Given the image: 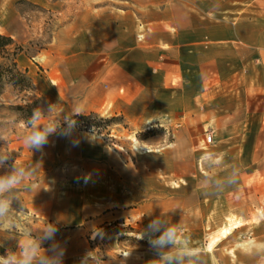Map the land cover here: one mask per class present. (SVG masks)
<instances>
[{"label": "crops", "instance_id": "0c3cea01", "mask_svg": "<svg viewBox=\"0 0 264 264\" xmlns=\"http://www.w3.org/2000/svg\"><path fill=\"white\" fill-rule=\"evenodd\" d=\"M116 1L72 16L66 8V24L38 55L49 67L38 91L54 113L26 136L55 131L39 150L24 136L14 166L25 170L24 203L39 225L32 238L62 264H168V253L198 252L215 220L220 169V220L238 186L264 195V0ZM18 64L30 67L21 54ZM77 106L120 116L110 135L126 151L79 127ZM172 124V134L156 133ZM124 130L155 133L132 142ZM242 202L234 213L252 220ZM154 227L171 229L173 243L155 246ZM15 237L18 252L27 236Z\"/></svg>", "mask_w": 264, "mask_h": 264}, {"label": "rangeland", "instance_id": "374dc122", "mask_svg": "<svg viewBox=\"0 0 264 264\" xmlns=\"http://www.w3.org/2000/svg\"><path fill=\"white\" fill-rule=\"evenodd\" d=\"M117 4L116 0H0V31H10L11 36L23 46L20 53L23 60L29 62L30 67L19 65L22 69H28V75L32 78L34 88L31 92H19L13 86L7 85L0 92V176L10 174L16 161L21 155V141L26 136L29 126L23 114L16 108L17 105L26 104L33 98H41V115H52L53 108L38 91V79L44 76L49 69L46 61H40L38 55L54 42L58 37L57 32L66 24V8L74 14V8L79 5L86 6L87 10L95 7ZM17 7L16 12L14 7ZM9 35V34H8ZM19 54V55H20ZM98 116V115H97ZM122 121L120 116L108 126L105 124L95 127L84 121L79 122V127L87 130H95L102 133L108 141L116 140L110 135L111 127L121 128L117 125ZM88 127V128H87ZM173 127H157L156 133L172 134ZM150 130H147L149 132ZM124 136L129 141L137 142L139 134H129L124 130ZM125 147V146H124ZM126 148V147H125ZM220 163H222L220 161ZM218 195L223 193V178L225 173L220 169L215 173ZM238 178V174L234 177ZM218 179V181H217ZM233 179V178H232ZM229 196L237 202L232 206L229 218L222 221L220 216L223 205L220 200L215 205V220L207 227L206 236L199 238L198 252H182L166 254V262L171 258L177 264H264V195L256 199L252 188L241 189L239 186ZM11 202V210L7 218L0 219V255L6 251L15 252V236L31 235L37 237L39 225L29 212L24 203L21 183L3 194V197ZM242 200V211L248 215L253 214V219L241 220L234 212L239 211L238 201ZM258 214L259 219H256ZM111 226H106L109 229ZM239 227V228H237ZM126 229V227H121ZM110 233V231H108ZM122 236H125L122 234ZM163 255V254H161ZM158 257L151 254V258Z\"/></svg>", "mask_w": 264, "mask_h": 264}, {"label": "clouds", "instance_id": "9594fccd", "mask_svg": "<svg viewBox=\"0 0 264 264\" xmlns=\"http://www.w3.org/2000/svg\"><path fill=\"white\" fill-rule=\"evenodd\" d=\"M83 107L77 106L74 108V115L83 114ZM39 111H34L30 118L31 124L38 128L36 121L40 118ZM74 123V122H73ZM55 131L54 126H47L43 130L33 131L25 137V144L30 148L39 150L44 144L47 143L48 136ZM3 137H0L2 139ZM25 177V170L14 168L10 174L0 176V197L10 191L13 187L20 184ZM11 210V202L6 198H0V219L7 218ZM150 227H152L150 225ZM57 229L52 225H48L45 229L44 239L51 240ZM153 231L161 232L160 227H154ZM175 233L168 229L161 232L155 246H166L173 243ZM151 243V242H150ZM88 257V256H87ZM86 257V258H87ZM48 260H56L58 264H62L60 256L43 257L40 254V244L31 237L30 233L23 245L19 246L18 252L6 251L4 255H0V264H47ZM83 264V262H82ZM168 264H175L170 258Z\"/></svg>", "mask_w": 264, "mask_h": 264}, {"label": "trees", "instance_id": "16d2710c", "mask_svg": "<svg viewBox=\"0 0 264 264\" xmlns=\"http://www.w3.org/2000/svg\"><path fill=\"white\" fill-rule=\"evenodd\" d=\"M23 46L19 44L11 35L0 32V92L11 85L19 92H31L34 88L32 78L28 75V69H22L18 64V56L23 51ZM16 108L23 114L28 125H31L30 118L34 111L41 110V98H33L26 104L17 105ZM79 125L80 121L88 122L96 128L102 124L108 126L116 120V116L100 117L96 114H80L72 117ZM88 128V127H87ZM153 131L140 133V138H147ZM2 248L0 247V250Z\"/></svg>", "mask_w": 264, "mask_h": 264}, {"label": "built area", "instance_id": "2783aa9c", "mask_svg": "<svg viewBox=\"0 0 264 264\" xmlns=\"http://www.w3.org/2000/svg\"><path fill=\"white\" fill-rule=\"evenodd\" d=\"M206 140H207L208 143L213 142V136H212L211 133L207 134ZM109 144H110L111 147H113L115 149H118L120 151H126V148L123 145H121L118 142H116L115 140H110Z\"/></svg>", "mask_w": 264, "mask_h": 264}]
</instances>
